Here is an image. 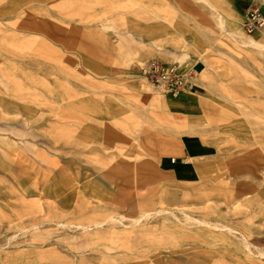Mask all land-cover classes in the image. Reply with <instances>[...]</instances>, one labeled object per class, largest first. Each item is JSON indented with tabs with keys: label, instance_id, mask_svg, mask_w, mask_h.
<instances>
[{
	"label": "rangeland",
	"instance_id": "rangeland-1",
	"mask_svg": "<svg viewBox=\"0 0 264 264\" xmlns=\"http://www.w3.org/2000/svg\"><path fill=\"white\" fill-rule=\"evenodd\" d=\"M208 1L0 0V264H264V3Z\"/></svg>",
	"mask_w": 264,
	"mask_h": 264
},
{
	"label": "crops",
	"instance_id": "crops-1",
	"mask_svg": "<svg viewBox=\"0 0 264 264\" xmlns=\"http://www.w3.org/2000/svg\"><path fill=\"white\" fill-rule=\"evenodd\" d=\"M261 1L264 3V0ZM207 2L209 3L208 0ZM262 6L259 5V11L261 15L264 17V11H263L264 8ZM196 79L197 77L194 76L192 77L193 87L191 90H189L188 92L180 93L178 96H176L177 98H179L178 101L195 108L196 116L194 115V119L197 118V116L199 115L198 113L200 111H203L206 106V101H205L206 97L204 96L202 91L203 89L202 82ZM207 154H208L207 145L204 144V142H202L200 138H198L195 135H184V137H181L180 139L178 150L171 151V155L168 154L169 156L168 155L160 156L158 159V163L160 165V168L163 171L167 172V174L170 177L182 181H194L196 175L190 165H188L189 167H186L185 164L177 163L179 165L175 168L173 166L175 165L176 162L171 163L170 159L176 157L175 159L179 160L180 162H182L181 160L185 158L193 159L192 161L194 167L199 173V170L195 165L194 159L201 158L203 156H206Z\"/></svg>",
	"mask_w": 264,
	"mask_h": 264
},
{
	"label": "built area",
	"instance_id": "built-area-1",
	"mask_svg": "<svg viewBox=\"0 0 264 264\" xmlns=\"http://www.w3.org/2000/svg\"><path fill=\"white\" fill-rule=\"evenodd\" d=\"M264 17L258 8H248L243 21V28L246 32L254 31L263 23ZM149 76L152 85L158 86L162 82L166 84L168 92L173 96H178L182 92H188L192 89L193 84L188 80L187 71L180 70L176 72L174 67L168 65L150 64L145 71Z\"/></svg>",
	"mask_w": 264,
	"mask_h": 264
},
{
	"label": "bare ground",
	"instance_id": "bare-ground-1",
	"mask_svg": "<svg viewBox=\"0 0 264 264\" xmlns=\"http://www.w3.org/2000/svg\"><path fill=\"white\" fill-rule=\"evenodd\" d=\"M220 19H221L220 21H222L223 18L220 17ZM220 21L218 20V22H220ZM263 24H264V20H263V23H262L260 26H262ZM260 26H259V27H260ZM257 28H258V27H257ZM257 28H256V29H257ZM235 34H236V33H235ZM244 38H246V36H244ZM245 42L252 43V44L255 45V46L262 45V43H260L259 40H257V41H252L250 38H249L247 41H245ZM143 64H144V63H143ZM143 64L141 65L142 67H143ZM173 64H175V63H173ZM141 76H142L143 78H145V79L148 81V79L146 78L145 75H141ZM192 77H193V76H192ZM148 82H149V81H148ZM150 84H151V82H150ZM155 87H158V88H161V89L164 90V89H165V83L162 82L160 85L155 86ZM170 162H171V163H174V162H175V159H174V158H171V159H170Z\"/></svg>",
	"mask_w": 264,
	"mask_h": 264
}]
</instances>
